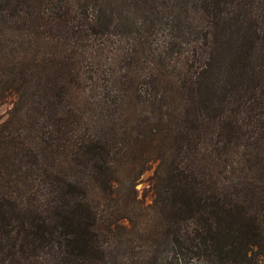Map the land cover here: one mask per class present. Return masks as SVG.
I'll return each instance as SVG.
<instances>
[{"label":"trees","instance_id":"trees-1","mask_svg":"<svg viewBox=\"0 0 264 264\" xmlns=\"http://www.w3.org/2000/svg\"><path fill=\"white\" fill-rule=\"evenodd\" d=\"M8 99L0 264L264 259V0H0Z\"/></svg>","mask_w":264,"mask_h":264},{"label":"rangeland","instance_id":"rangeland-1","mask_svg":"<svg viewBox=\"0 0 264 264\" xmlns=\"http://www.w3.org/2000/svg\"><path fill=\"white\" fill-rule=\"evenodd\" d=\"M136 20L135 16L134 19H130L128 21L125 20H119L116 22V28H109V32L111 33V36L108 34L107 36L103 37H93L90 38L91 44L94 42H98L99 44L104 43L105 51L108 52H103L102 55L105 56L106 58L109 56L108 54L111 53V57L113 56H118L122 54L123 48H125V41L128 40L130 34L127 28L134 27V25L137 22H134ZM96 43V44H98ZM11 99H8L5 103L0 104V123L3 122L9 110L11 109ZM155 169V165L152 164L149 166L148 170H146L139 178V181L136 184L135 189L137 190L138 193V198L140 201L144 204H150L151 203V192L149 191L148 188V182L150 177L153 175V171ZM196 264V263H193ZM255 264H264V259L258 260Z\"/></svg>","mask_w":264,"mask_h":264}]
</instances>
